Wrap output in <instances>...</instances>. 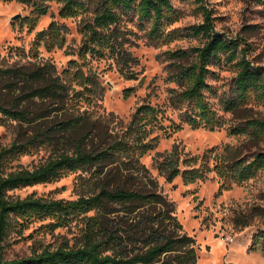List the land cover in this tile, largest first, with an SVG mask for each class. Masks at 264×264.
<instances>
[{"label":"trees","instance_id":"trees-1","mask_svg":"<svg viewBox=\"0 0 264 264\" xmlns=\"http://www.w3.org/2000/svg\"><path fill=\"white\" fill-rule=\"evenodd\" d=\"M13 1V0H0ZM34 8L28 18L33 31L49 4H60V16L75 17L86 12L91 19L80 24V56L86 62L60 74L54 64L30 62L16 65L0 60V126L14 127L16 138L0 146V264H198L197 241L184 231L175 214L174 202L161 190L159 180L142 158L159 145L166 110L151 103L140 105L125 123L111 113L96 117L90 107L101 100L105 88L99 77L83 67L89 56L112 58L127 79H137V59L129 49V23L148 25L151 40L161 41L165 28L179 10L174 0H17ZM198 3L204 0H197ZM204 22L192 27L202 36V46L169 52L170 60L187 61L177 66L175 81L181 89L171 90L172 105L182 112L181 122L173 121L174 131L185 124L214 129L222 118L208 99L214 91L209 83L215 67L232 65L237 75L233 93L221 97L224 110L237 114L254 97L264 96V69L247 56L238 40L215 30L213 12L200 6ZM67 28L57 21L38 33L33 51L39 55L44 43L48 50L63 48ZM70 79V80H69ZM75 84L80 89L75 87ZM134 89L125 90L129 97ZM89 103V107H84ZM233 135H245L257 147L264 142V119L250 118L231 128ZM170 134L167 133L166 137ZM41 147L54 155L39 166H14L21 156ZM157 169L168 182L181 176L185 183L205 180L216 172L223 186L244 183L264 170V149L247 155L242 147L225 145L201 156L184 157L174 145L158 152ZM69 173L91 182V190L76 200L49 199L34 194L14 197L11 191L58 180ZM88 177V178H87ZM237 229L264 220V205L236 208L232 216ZM43 221L42 229L54 234L64 227L79 228V234L58 245L33 247L31 254L9 258L7 252L30 222ZM17 237V238H15ZM264 252V230L253 239ZM230 264V263H225Z\"/></svg>","mask_w":264,"mask_h":264},{"label":"rangeland","instance_id":"rangeland-1","mask_svg":"<svg viewBox=\"0 0 264 264\" xmlns=\"http://www.w3.org/2000/svg\"><path fill=\"white\" fill-rule=\"evenodd\" d=\"M174 3L179 10L178 15L165 28L167 35L161 41L150 39L148 25L141 26L136 19L129 23L133 32L129 36V49L137 59L133 67L137 79L125 78L110 57L89 56L83 69L96 73L105 88L101 100L90 108L95 110L96 117H108L114 113L125 123L144 103L166 110L164 124L170 135L166 137L167 133L158 131L156 134H161L159 145L144 156L142 162L158 178L162 192L174 202L175 214L184 231L196 239L198 264H264V252L260 247L256 249L253 241L254 236L264 230V220H258L244 229H237L232 220L236 208L264 205V170L244 183L232 182L222 190L223 183L216 172L194 183H185L181 176L168 182L160 175L156 164L157 153L170 151L174 145L181 149L184 157H202L212 148L220 150L225 145L242 147L247 155L264 149V142L257 148L250 144L245 135L231 134V128L236 124L250 118L264 119V96L254 97L248 107L237 114L226 112L221 97L233 93L237 75L236 69L227 63L215 67L216 75L208 79L214 88V91L207 92L208 99L221 116L222 125L210 129L185 124L182 130L174 131L173 121L181 122L182 112L172 105L170 95L171 90L181 89L175 81V74L177 66L187 61L170 60L168 55L177 50L190 51L205 43L202 36L192 34V27L204 22L200 6L205 4L213 12L215 30L238 40L241 48H246L248 58L264 69V0H204L202 3L197 0H174ZM49 6L48 14L40 18L33 31H29L28 18L34 8L17 0L0 1V60L16 65L51 63L62 75L68 69H75V62L80 65L86 62L80 56V24L84 19H91L92 13L63 18L60 16V4L51 2ZM53 21L67 28L65 46L48 50L43 43L39 55L34 56L33 46L38 33L46 30ZM75 87L80 89L76 84ZM128 88L134 89V92L125 97ZM89 106V103H84V107ZM15 138L14 127L0 126V146L11 144ZM53 155L52 148L41 147L21 156L14 166L33 169ZM90 184L89 179L85 183L80 179V173H69L53 182L19 188L10 193L21 198L34 194L49 199L76 200L91 190ZM44 223L30 222L23 239L12 245L7 256H26L31 254L33 247L52 243L56 246L63 239L74 242V237L79 234L76 225L60 228L52 234L42 229Z\"/></svg>","mask_w":264,"mask_h":264}]
</instances>
